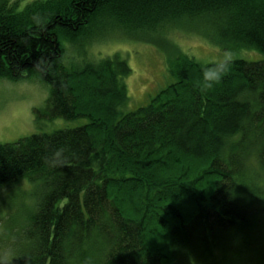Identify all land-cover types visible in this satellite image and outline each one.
Instances as JSON below:
<instances>
[{
	"label": "trees",
	"instance_id": "1",
	"mask_svg": "<svg viewBox=\"0 0 264 264\" xmlns=\"http://www.w3.org/2000/svg\"><path fill=\"white\" fill-rule=\"evenodd\" d=\"M182 19L264 52V0L0 1V78L50 84L37 119L88 117L0 142V264H264V57L179 52L129 110L120 52L64 60L61 38Z\"/></svg>",
	"mask_w": 264,
	"mask_h": 264
},
{
	"label": "rangeland",
	"instance_id": "2",
	"mask_svg": "<svg viewBox=\"0 0 264 264\" xmlns=\"http://www.w3.org/2000/svg\"><path fill=\"white\" fill-rule=\"evenodd\" d=\"M31 1L7 0V4L20 10ZM216 31L208 22L182 19L176 22L167 20L157 28L139 29L137 32H128L118 27L105 28L100 32L90 30L89 36H82L73 44L68 38L61 39L66 45L64 60L67 63H71V59L81 63L87 58H98L115 52H120L127 59L132 69L123 79L129 98L121 104V109L129 110L147 103L151 96L175 79L169 65L174 54L179 52H187L202 62L237 57L257 60L264 57V52L258 48L238 46L228 40H221ZM87 41L90 42L87 44ZM49 92L50 84L37 77L21 80L0 78V142L14 141L38 130L52 131L88 121L87 116L37 119L36 108L46 104ZM29 186L25 182L22 189L27 190ZM3 195L7 197V192ZM12 204L11 209L0 210V222L8 210L19 207L17 201ZM25 213L24 210L18 219ZM8 251L9 247L0 242V257H8Z\"/></svg>",
	"mask_w": 264,
	"mask_h": 264
}]
</instances>
